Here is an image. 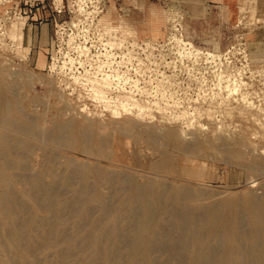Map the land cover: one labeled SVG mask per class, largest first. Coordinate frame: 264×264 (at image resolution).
<instances>
[{"label": "rangeland", "instance_id": "obj_1", "mask_svg": "<svg viewBox=\"0 0 264 264\" xmlns=\"http://www.w3.org/2000/svg\"><path fill=\"white\" fill-rule=\"evenodd\" d=\"M0 66L18 93L10 91L17 100L14 114L23 109L27 116L15 121L17 131L3 125L0 130L57 152L62 163L121 172L139 183L187 186L202 193V204L216 205L218 214L224 201L264 197V0H233L220 8L206 0H0ZM60 124L70 125L72 146L47 141V132L59 131ZM80 131L105 134V144L94 147L92 137H76ZM147 133L154 135L153 144ZM174 135L179 141L172 149ZM118 142L142 161H157L170 152L169 169L156 174L123 166L112 158ZM94 150L101 159L91 156ZM178 155L197 161L202 177L187 178ZM45 179L61 185L52 176ZM21 187L29 188L15 185ZM118 198L119 193L111 200L121 218L131 220L129 205H120ZM24 201L34 216L32 203ZM242 231L251 233L245 216ZM81 232L80 237L89 234ZM28 234L37 237L38 231ZM97 236L93 233L91 242ZM77 242H53L41 258L56 260ZM172 245L154 258H169ZM223 247L214 237L205 250L223 262ZM238 249L250 253V243L241 240ZM70 252L74 264L91 261L90 251L83 257L76 249ZM129 256L126 249L119 264H128ZM242 261L235 256L233 264ZM245 263L256 264L252 258Z\"/></svg>", "mask_w": 264, "mask_h": 264}, {"label": "bare ground", "instance_id": "obj_2", "mask_svg": "<svg viewBox=\"0 0 264 264\" xmlns=\"http://www.w3.org/2000/svg\"><path fill=\"white\" fill-rule=\"evenodd\" d=\"M9 75L0 66V89L4 90H0V125L16 128L15 121L23 117L26 120L27 116L23 109L18 110V115L14 114L12 107L17 105V100L11 97L10 91L12 94L17 92L12 91L8 82ZM68 127L60 124L57 126L59 131L50 130L51 133L46 134L47 141L55 144L65 142L72 146L74 142L69 140ZM86 131L78 132L76 137H92L94 147L95 144H105V134L101 137L95 133L89 135L92 131L89 134ZM160 134L161 132L159 136ZM146 136L153 144L154 135L147 133ZM158 138L162 140L161 137ZM171 139L173 149L172 144H176L179 138L174 135ZM113 150L112 158L123 166H141L156 174L166 172L172 161L170 152L161 154L163 156L157 161H142L135 151L128 153L123 144L115 146ZM98 152L94 150L91 156L100 158ZM195 160L197 159L193 161ZM176 162L187 178L202 177L197 161L191 162L184 155H178ZM15 169L17 172H14ZM45 176L60 180L61 185L46 184ZM207 177L210 179V176ZM26 184L29 188H15V185ZM118 193L120 205H129L133 220H123L120 208L112 202L111 198ZM202 196L200 191L187 186L174 187L160 180L139 183L121 172L107 171L97 166L76 165L72 161L62 163L57 152L24 142L0 130V264H74L69 261L73 257L70 252L73 249L77 250L78 257H83L86 251H90L89 264H119L126 249L130 252L128 264H233L235 256L242 258V264H246L248 258L254 259L256 264H264V197L248 196L242 202L224 201L221 203L223 213L218 214L216 205L202 204ZM23 199L32 203L34 216L30 215L31 209ZM244 216L251 226V233L247 236L242 231ZM83 229L89 234L80 237L79 233ZM32 230L38 231L37 237H29L28 232ZM175 231L177 236L174 235ZM93 233L98 234L95 242H91ZM214 237L224 244L223 262L216 261L211 252L205 250ZM76 238H79V242L69 244L67 250L56 254V260L41 258L42 254L50 250L53 242L68 244ZM38 240L43 244L36 243ZM241 240L250 243V253L241 249L234 250ZM170 241H173V245L170 246L172 251L169 250V258L155 259L154 254L164 253ZM188 250L191 257L186 261L185 254Z\"/></svg>", "mask_w": 264, "mask_h": 264}, {"label": "crops", "instance_id": "obj_3", "mask_svg": "<svg viewBox=\"0 0 264 264\" xmlns=\"http://www.w3.org/2000/svg\"><path fill=\"white\" fill-rule=\"evenodd\" d=\"M206 2L216 8L220 7H230L232 5L233 0H206Z\"/></svg>", "mask_w": 264, "mask_h": 264}]
</instances>
